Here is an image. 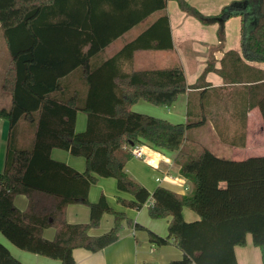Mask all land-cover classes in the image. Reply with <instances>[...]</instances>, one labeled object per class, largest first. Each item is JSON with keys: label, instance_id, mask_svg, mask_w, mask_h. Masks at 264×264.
Segmentation results:
<instances>
[{"label": "trees", "instance_id": "trees-1", "mask_svg": "<svg viewBox=\"0 0 264 264\" xmlns=\"http://www.w3.org/2000/svg\"><path fill=\"white\" fill-rule=\"evenodd\" d=\"M176 1L184 12L203 24L240 17L244 57L264 63V0L234 1L216 16L203 14L186 0ZM69 3H73L71 7ZM167 3L168 0H0V25L12 59L4 89L13 101L9 110H0V116L10 122V148L5 171L0 173V232L19 249L60 260L61 264H75L76 249L97 252L117 242L123 225L133 221L124 211L114 210L105 195L97 202L89 200L92 186L102 177L114 178L118 190L131 196L118 197L124 208L139 211L148 204L151 218L169 220L166 237L152 231L149 235L153 244L174 243L183 252L181 259L170 264H238L235 248L245 246L248 235L260 248L264 264V155L243 160L219 157L190 138L189 132L203 126L205 120L175 124L132 110L140 100L171 107L189 88H199L205 74L214 67L209 65L193 87L187 84L179 65L125 75L110 72L119 57L131 56L137 50L173 49ZM155 12L163 14L136 40L100 68H89L92 56ZM67 27L79 33L82 28L83 45L91 44L80 60L88 66L89 92L83 104L77 95L66 100L51 97L61 88L60 78L70 71L49 74L46 70L53 64L43 59L53 50L47 43V32L52 29L55 43L60 46L55 57H64ZM161 27L167 31L166 39L159 35ZM217 72L224 74L223 70ZM27 101L34 105L27 107ZM255 106L264 120V94ZM80 111L87 114L84 132L76 131ZM36 117L32 146L18 149V122ZM140 143L164 154L174 153L173 162L180 167V174L191 181V190L183 195L159 187L151 193L135 181L126 171V164L132 158L130 148ZM55 148L85 158L86 171L81 173L52 159ZM20 194L29 198L25 211L14 203ZM74 203L90 208L89 223L67 222L66 209ZM185 209L193 211L198 219L187 221ZM105 214L113 215V227L102 235L91 236L89 232L100 225ZM50 227L56 229L53 240L43 236ZM136 228L143 226L136 224ZM0 264L24 263L0 242Z\"/></svg>", "mask_w": 264, "mask_h": 264}, {"label": "crops", "instance_id": "crops-1", "mask_svg": "<svg viewBox=\"0 0 264 264\" xmlns=\"http://www.w3.org/2000/svg\"><path fill=\"white\" fill-rule=\"evenodd\" d=\"M207 16H216L228 4L240 0H186ZM73 4V3H72ZM69 3V6H72ZM79 6V5H78ZM165 12L169 16L172 50H137L131 56L119 57L116 66L110 69L112 75L128 74L131 72L162 70L181 66L185 73L186 82L193 87L201 76L206 73L208 66L213 70L205 74L203 84L199 88H189L171 107H159L140 100L132 110L139 113L166 119L175 124H185L189 119L205 120V124L189 132L192 141L211 149L217 156L232 160H243L255 156L264 150V120L258 106H255L264 94V63L249 61L244 57L241 44L242 20L233 17L224 23L203 24L196 18L184 12L176 0H168ZM163 12H155L140 24L125 32L119 38L112 40L102 51L92 56L89 68H100L108 60L114 58L128 43L136 40L146 31ZM159 35L166 39V29H159ZM80 33L73 27H67L64 33L63 55L55 57L60 52V46L55 43L53 29L47 32V43L53 48L46 57L51 66L49 74L58 75L69 70L60 78L61 88L51 94L52 98L66 100L77 95L80 103L86 100L89 85L87 68L81 63L83 53H88L91 44L83 45L82 28ZM223 35V40L220 37ZM78 38L80 40L78 41ZM165 41V40H164ZM54 43V45H53ZM155 44V41H151ZM234 52L235 55H227ZM75 54V56L73 55ZM241 59V61L238 59ZM8 44L0 25V110L12 107V96L4 89L6 73L11 64ZM74 64H76L74 66ZM89 65V60H88ZM217 70H223L220 74ZM106 72H109L106 69ZM34 103L27 101L26 106ZM37 117L22 119L17 124L16 147L30 148L34 142ZM87 127V114L78 112L76 131L84 132ZM10 148V122L0 116V173L6 168L8 150ZM175 154H164L155 149L148 152L147 161L132 157L126 164V171L139 184L153 193L159 187H165L178 194H187L192 183L180 174V167L174 162L168 164L165 159L173 161ZM54 160L64 162L79 172L87 169L83 157L74 156L70 152L55 148L51 152ZM164 172H170L175 178L158 182ZM105 195L116 211H124L133 222L125 223L117 242L106 248L93 252L84 248L74 251L75 264H170L181 259L183 252L170 243L158 246L150 241L149 231L159 236L168 235V219H153L149 215V205L141 210L124 208L118 197L131 198L127 193L120 192L114 178L99 177L92 186L89 194L91 202H97ZM16 207L25 211L29 206V198L24 194L17 195ZM190 210H184L186 216ZM191 217V215H189ZM198 219L193 217L194 221ZM66 220L70 224H86L90 222V208L85 204H70L66 209ZM114 217L105 214L98 227L89 233L91 236L102 235L113 227ZM136 224L143 226L137 229ZM56 229L50 227L44 230L43 236L53 240ZM0 242L6 245L11 254L24 264H61L60 260L33 254L13 245L0 232ZM238 264H262V252L254 246L252 236L248 235L245 246L235 248Z\"/></svg>", "mask_w": 264, "mask_h": 264}, {"label": "built area", "instance_id": "built-area-1", "mask_svg": "<svg viewBox=\"0 0 264 264\" xmlns=\"http://www.w3.org/2000/svg\"><path fill=\"white\" fill-rule=\"evenodd\" d=\"M153 149L145 144H136L133 145L130 148V152L132 157L137 158V159H141L144 161H147L148 158V152L152 151ZM168 161V164L172 165L173 161H171L170 159H165ZM169 181L174 183L176 181V178L170 174V172H164L163 177H159L157 178L158 182H163V181Z\"/></svg>", "mask_w": 264, "mask_h": 264}, {"label": "rangeland", "instance_id": "rangeland-1", "mask_svg": "<svg viewBox=\"0 0 264 264\" xmlns=\"http://www.w3.org/2000/svg\"><path fill=\"white\" fill-rule=\"evenodd\" d=\"M211 150V149H210ZM212 151V150H211ZM213 152V151H212ZM215 152V151H214ZM264 155V150H261L260 152H257L255 153V156H263ZM190 214H187L188 216H186L187 218V221H191L193 220V217L194 218H197V215L193 212V211H190L189 212ZM189 215H191V217H189Z\"/></svg>", "mask_w": 264, "mask_h": 264}]
</instances>
